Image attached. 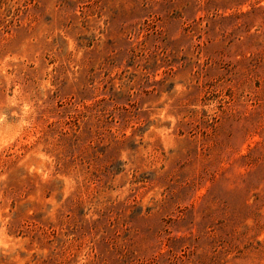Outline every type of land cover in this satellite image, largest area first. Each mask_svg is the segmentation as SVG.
I'll return each mask as SVG.
<instances>
[{"label": "rangeland", "instance_id": "374dc122", "mask_svg": "<svg viewBox=\"0 0 264 264\" xmlns=\"http://www.w3.org/2000/svg\"><path fill=\"white\" fill-rule=\"evenodd\" d=\"M0 264H264V0H0Z\"/></svg>", "mask_w": 264, "mask_h": 264}]
</instances>
